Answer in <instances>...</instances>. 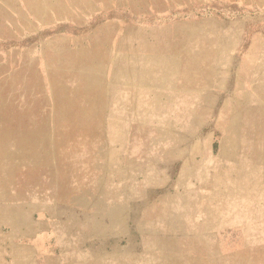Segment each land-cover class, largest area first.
<instances>
[{
	"label": "rangeland",
	"instance_id": "obj_1",
	"mask_svg": "<svg viewBox=\"0 0 264 264\" xmlns=\"http://www.w3.org/2000/svg\"><path fill=\"white\" fill-rule=\"evenodd\" d=\"M0 264H264V0H0Z\"/></svg>",
	"mask_w": 264,
	"mask_h": 264
},
{
	"label": "crops",
	"instance_id": "obj_2",
	"mask_svg": "<svg viewBox=\"0 0 264 264\" xmlns=\"http://www.w3.org/2000/svg\"><path fill=\"white\" fill-rule=\"evenodd\" d=\"M41 190L37 199L27 200L25 196L17 203L8 204L10 213H57L54 209V198L49 194V202L45 201V192L43 186L40 185ZM32 201V202H30ZM35 202V203H33ZM12 209V210H11ZM15 211V212H14Z\"/></svg>",
	"mask_w": 264,
	"mask_h": 264
}]
</instances>
